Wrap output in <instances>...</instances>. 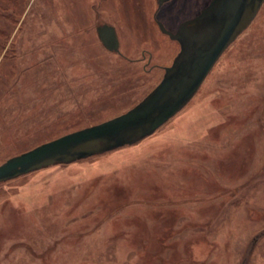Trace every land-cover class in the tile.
I'll list each match as a JSON object with an SVG mask.
<instances>
[{
	"label": "rangeland",
	"instance_id": "obj_1",
	"mask_svg": "<svg viewBox=\"0 0 264 264\" xmlns=\"http://www.w3.org/2000/svg\"><path fill=\"white\" fill-rule=\"evenodd\" d=\"M210 1L0 0V164L135 106ZM0 264H264V2L152 134L0 183Z\"/></svg>",
	"mask_w": 264,
	"mask_h": 264
},
{
	"label": "water",
	"instance_id": "obj_2",
	"mask_svg": "<svg viewBox=\"0 0 264 264\" xmlns=\"http://www.w3.org/2000/svg\"><path fill=\"white\" fill-rule=\"evenodd\" d=\"M167 0H157L159 8ZM264 0H211L176 32L160 30L179 44L160 82L125 113L42 143L0 164V183L57 164H68L135 144L165 124L198 91L225 49L257 15ZM102 45L119 52L115 28L97 27Z\"/></svg>",
	"mask_w": 264,
	"mask_h": 264
},
{
	"label": "flooded vegetation",
	"instance_id": "obj_3",
	"mask_svg": "<svg viewBox=\"0 0 264 264\" xmlns=\"http://www.w3.org/2000/svg\"><path fill=\"white\" fill-rule=\"evenodd\" d=\"M160 8V7H159ZM158 7H157V10L159 9ZM156 22H158V20H156ZM158 24V23H157ZM116 31V30H115Z\"/></svg>",
	"mask_w": 264,
	"mask_h": 264
},
{
	"label": "bare ground",
	"instance_id": "obj_4",
	"mask_svg": "<svg viewBox=\"0 0 264 264\" xmlns=\"http://www.w3.org/2000/svg\"><path fill=\"white\" fill-rule=\"evenodd\" d=\"M118 38V37H117ZM119 42V41H118Z\"/></svg>",
	"mask_w": 264,
	"mask_h": 264
}]
</instances>
